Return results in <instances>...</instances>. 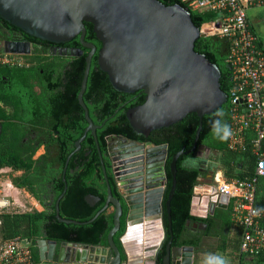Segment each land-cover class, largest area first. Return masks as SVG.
<instances>
[{
    "label": "water",
    "instance_id": "95a60500",
    "mask_svg": "<svg viewBox=\"0 0 264 264\" xmlns=\"http://www.w3.org/2000/svg\"><path fill=\"white\" fill-rule=\"evenodd\" d=\"M0 16L29 34L57 42L79 34L82 43L91 48L79 92L88 125L76 141L77 148L81 147L88 131L97 139V125L83 98L96 50L95 43L85 39L86 21L93 23L96 35L102 41L98 62L114 87L129 92L141 89L146 94L144 102L126 111L138 134L148 136L152 130L171 125L191 111L200 116L193 146L188 150L182 148L172 156V181L167 197L168 177L155 178L152 162L155 156L152 155L166 149L168 144L151 141L148 144L147 141L129 140L123 135L118 137L125 140L124 156L114 167L120 196L114 195L103 164L107 181L105 204L93 217L82 221L60 214L59 201L67 189L65 184L56 201L59 220L92 221L112 204L114 224L108 232L107 244L39 238L41 264H193L194 246L175 242L172 198L179 156L188 151L201 152L204 145L199 143V138L204 114L213 112L229 98L221 87L218 64L195 49L199 36L220 31L209 26L212 21L198 26L191 11L181 3L166 4L162 0H0ZM28 47L29 43L25 41L4 42L6 51L23 52L28 51ZM54 49L53 53H77L71 48ZM228 66L231 68V64ZM99 152L103 159L100 147ZM202 178L203 175H199V181ZM86 199L95 204L101 197L88 193ZM228 201L229 195L219 193L214 183L199 182L194 185L190 213L206 217L209 213L214 214L217 205L225 206ZM124 205L127 207L126 226L119 245L115 234L121 227ZM197 208L201 210L195 211ZM166 214L171 230L167 241ZM200 225L206 226L207 222L202 220ZM163 247L165 251L161 256Z\"/></svg>",
    "mask_w": 264,
    "mask_h": 264
},
{
    "label": "trees",
    "instance_id": "16d2710c",
    "mask_svg": "<svg viewBox=\"0 0 264 264\" xmlns=\"http://www.w3.org/2000/svg\"><path fill=\"white\" fill-rule=\"evenodd\" d=\"M166 4L179 2L191 11L192 18L198 26H202L205 22L214 21L221 17L219 10H202L192 5V0H162ZM1 17V16H0ZM4 19V18H1ZM8 26H13L7 20H2ZM88 29L87 38L94 34L93 23L85 22ZM17 27V26H16ZM254 28V27H253ZM254 30H256L254 28ZM258 32V31H257ZM259 33V32H258ZM260 34V33H259ZM230 41L227 37L221 36L218 33H209L207 35L199 36L195 42V49L199 52L205 53L207 57L218 64L221 69V87L229 94L228 101L222 104L211 113L204 114L203 125L200 131L199 143L216 151L211 158L217 163L208 165V170L213 168L215 172L217 168H222L224 176L227 179L233 177L251 178L255 175L256 164L258 160V153L254 151L251 140L256 136V132L252 127L245 130V147L237 149L229 146V135L225 137V128L227 125L230 130L232 120V101L230 99V88L233 84L232 70L228 66L229 62L226 60L229 51ZM4 46L0 44V50ZM84 56L77 60L79 82L83 77L85 68ZM95 62V60H94ZM42 65V64H41ZM41 65L33 68L34 74L40 70ZM0 68L9 69L14 81H26L29 77L28 69L22 67H9L7 65H0ZM31 76V73H30ZM7 87V86H6ZM20 88H22L20 86ZM79 88V86H78ZM8 88L0 82V92L7 91ZM31 89L25 88L18 91L24 92ZM139 95L134 100L123 103L124 100L131 96V92L116 89L110 81L109 75L106 71L97 70L92 65L91 72L88 76L87 89L84 92V98L90 108V116L94 120H98L94 115V111L101 104L108 102L104 107L108 112L114 113L116 108L118 112V123L111 126L114 120L109 119L102 128H98L97 137L99 140L100 149L102 151L103 159L108 171L109 181L114 195L120 196V191L115 183L112 174L109 171L110 162L105 157L106 142L105 134L109 131L121 133L130 138L151 141L153 143H167L169 148L168 171L169 187L167 189L166 197L168 196L172 174L170 170V161L173 154L185 148L190 149L195 141L196 130L199 126L200 116L196 111L189 112L181 120L160 128L152 130L148 136L138 134L130 124L126 115L129 107L140 104L145 101V92L139 90ZM112 93H119L118 102H114L111 98ZM106 94L108 99H104L95 104H90V99L97 95ZM264 98V93H263ZM78 103V102H77ZM16 105L15 112H6L5 108H0V117H5L3 122V129L0 133V170L8 167L11 173L12 182L20 187L28 190L42 205L39 209L35 206L25 210L1 211L0 212V241L14 236H20L25 242L29 243L32 251V263L41 264L38 239L51 238L57 241L71 240L81 241L94 244H107L108 232L114 224V211L103 210L92 221L88 222H65L59 220L56 215V201L67 184V189L59 201L60 214L64 217L75 218L86 221L93 217L96 212L105 204L107 196V182L104 178V169L102 158L96 144V140L92 132H88L85 139L82 141L83 148L77 149L75 140L80 137L88 123L85 116L81 115L76 125L77 130L68 129L63 126H55L49 131L47 136L40 137L36 144L30 146H21L22 131L18 122H13L11 118H26L31 120L26 114L31 107L30 104H25L24 113L20 112L21 107ZM79 105V104H78ZM80 107V105H79ZM217 112L222 115H216ZM83 116V117H82ZM85 120H84V119ZM104 119H101L102 121ZM220 121L219 125L214 128L215 121ZM72 126V124H71ZM105 126H111L106 129ZM60 130V133L56 132ZM65 131L70 133L67 135ZM51 135L50 140L48 137ZM46 144V151L39 157H34L37 148L41 144ZM260 151L264 155V139L261 142ZM196 155L195 151H188L181 154L177 161V184L174 196L172 198V229L175 236V242L188 243L195 246L197 257H199V240L200 238L181 237L186 221L191 217L190 204L193 194L194 185L199 182V175L203 173L200 164L194 165L188 162V159ZM17 170H22L18 173ZM64 175L66 181L64 180ZM88 193L99 195L101 199L95 204H91L87 199ZM48 200L50 202H48ZM256 205L264 209V175H260L257 180L256 191ZM233 204L229 205V210L232 212ZM127 207L124 205V213L121 217V227L115 234V240L120 245V236L125 230L126 219L125 215ZM214 215L205 218L211 223ZM264 222V216H263ZM237 223V222H236ZM166 224L168 227V237H171L170 223L166 214ZM238 224V223H237ZM239 229L234 236L230 238L231 244L224 239L219 249L227 250L232 246L234 251L240 248V241L242 237V226L238 224ZM209 228L206 233H211ZM199 252V253H198ZM163 255V252L160 254ZM241 256V254H236ZM240 258V257H239ZM194 264H199L195 262Z\"/></svg>",
    "mask_w": 264,
    "mask_h": 264
},
{
    "label": "flooded vegetation",
    "instance_id": "af4514ba",
    "mask_svg": "<svg viewBox=\"0 0 264 264\" xmlns=\"http://www.w3.org/2000/svg\"><path fill=\"white\" fill-rule=\"evenodd\" d=\"M1 18L2 17H0V44L4 46V42L7 40L12 41V42L25 41L29 43L28 51H23V52L15 51L17 57L21 59L20 64H0V65H7L12 68L22 67V68L28 69L27 71H29L27 72L29 74V77L27 78V80L24 82L19 81L18 83L14 81L15 77L12 76V72H10L9 69L0 68V82L4 84L5 88H8V90L6 89L7 91L0 92V108L1 109L5 108L7 110L6 112L12 113L16 111L15 104H18L21 107L20 112L24 113L25 110L23 109L24 108L23 106L25 104L31 103V107L30 109H28V112L26 113L30 117L31 120H27L26 118L24 119L18 118V117L11 118L13 122H18L20 124L21 131H22L21 146L28 147L30 145L32 146L36 144L40 137L42 138V137L47 136L49 131L52 130V128H54L55 126H63V128L66 127L68 129H73V131L77 130L76 125H79L77 121L81 117V115L85 116L87 120L85 109L83 105L81 104L80 98H79V92L81 89L83 77L80 83L79 78H78L79 74L77 72L78 70L77 60L80 57L84 56L83 59H85V62L87 64V55L89 51L91 50V48L82 43L81 37L79 34L74 36L70 40L57 42V41L44 39V38H40L38 36L29 34L28 32H26L19 26L16 27V25L14 24L13 26H8L6 23H4V21H2L4 19H1ZM87 34H88V29L86 27V35ZM86 35H85V39L89 42L95 43L96 45V50L93 52V55H92L91 68H92V65H94L97 70H102L104 72L105 70L101 68L98 62V55H99L100 48L102 46V41L97 37L95 31H94V34H91L89 38H87ZM55 47L71 48V49L76 50L77 53H74V54L72 53L70 54L69 53H53L52 50ZM86 64H85V68H86ZM40 65H41L40 70L34 74V70H31V69L37 68ZM85 68H84V72H85ZM91 68H90V72H91ZM30 73H31V76H30ZM83 76H84V73H83ZM87 85H88V81H87ZM20 86L22 88H20ZM23 88H25L26 90L30 88L31 92L24 91V92L18 93V91ZM139 90L140 89L136 91H132L131 96L128 99L124 100L123 103L136 99V97L140 93L138 92ZM83 98H84V94H83ZM111 98L114 102L115 101L118 102L119 93H112ZM104 99H108V95L102 94L101 96L100 95L94 96L90 99V104H92L93 106V104L99 101H102ZM78 104L80 105V107ZM86 104L89 108V105L87 102ZM107 105H108V102L106 101V103L101 104V106L97 107L94 111V115L98 119L96 121L92 118L94 123L97 125L96 132L98 128H102L105 122H107L109 119L114 120V122H111L112 124L111 126L118 123V117L116 115V112H118V108H116L114 113L112 112L107 113V109L106 110L104 109V107ZM89 112H90V108H89ZM5 119H6L5 117H0V133L2 132L3 122L5 121ZM101 119H104V120L100 121ZM80 120H82V118H80ZM87 125L88 123L86 124V126ZM111 126H105V127L106 129H108ZM56 132L60 133V130L56 129ZM65 132L67 135L70 133L69 131H65ZM118 135H123V134L115 133L114 131H109L105 134V142H106V148H107L105 152V157L110 162L109 171L112 174V177L115 183L117 184V187H119V184L114 174V170H115L114 167L118 164L117 162L120 161V159H122V157L124 156L123 154H124V149H125L123 145L125 143L124 142L125 140H123L121 137H118ZM123 136L127 137L129 140H133V138H130L126 135H123ZM80 137H78L75 140V145H76V141ZM50 138H51V135L48 137V141L50 140ZM97 139L95 137L96 144L99 149L100 145H99V140ZM134 140H137V139H134ZM82 141H81L80 148H77V145H76L77 149L83 148ZM137 141L141 142L143 140H137ZM147 142L148 144L151 143L150 141H147ZM204 148H209V147L203 146L202 150ZM46 149H47L46 144L44 143L41 144L37 148L34 154V157H39L41 154H43L46 151ZM152 156L153 157L155 156L154 160H152L153 168H154L153 173H155V178L158 179L159 177L161 178L163 175L164 176L167 175L168 180H166V184H168V181L170 180L169 171H168V158H169L168 146L166 149H160L156 151L154 155ZM192 158L193 157L191 156L188 159L189 163H191L190 159ZM103 161L104 159H102V163L105 165V162ZM104 165H103V169H104ZM105 168H106V165H105ZM200 168L203 169V167H200ZM17 172L20 173L22 172V170H17ZM204 173H206V175H208L209 177L208 182L214 183L215 186L217 187V179H216V174L214 173V171L212 169L208 170V168H206V170H203V173L201 174L204 175ZM104 178L106 179L105 175H104ZM48 202L50 201L48 200ZM106 209L109 212L112 210L114 211L112 204H110ZM210 216L211 215L203 217L202 220L206 221L205 218L210 217ZM125 219H126V215H125ZM164 251L165 250L163 247L161 252H163L164 254ZM195 252L196 251H195V246H194V254ZM195 256L197 255L195 254Z\"/></svg>",
    "mask_w": 264,
    "mask_h": 264
},
{
    "label": "built area",
    "instance_id": "2783aa9c",
    "mask_svg": "<svg viewBox=\"0 0 264 264\" xmlns=\"http://www.w3.org/2000/svg\"><path fill=\"white\" fill-rule=\"evenodd\" d=\"M192 5L202 10H219L221 17L209 26L230 41L226 58L233 78L229 146L245 147V130L252 127L256 132L251 140L259 155L255 175L227 179L216 174V179L218 192L229 195L233 218L242 226L239 264H264V209L256 205L257 180L264 175V155L260 151L264 139V36L254 30L248 16L249 8L264 6V0H192ZM20 62L15 51L0 50V64ZM20 204L0 194V212L19 210ZM31 263V247L20 236L0 241V264Z\"/></svg>",
    "mask_w": 264,
    "mask_h": 264
},
{
    "label": "crops",
    "instance_id": "0c3cea01",
    "mask_svg": "<svg viewBox=\"0 0 264 264\" xmlns=\"http://www.w3.org/2000/svg\"><path fill=\"white\" fill-rule=\"evenodd\" d=\"M248 16L251 25L262 36H264V6L250 7L248 11ZM209 149L210 148H204L203 150L201 149L202 151L200 153L196 154L192 159H190L192 164H196V165L200 164V167H203L202 171L206 170L209 164L212 165L211 162H213L214 164L217 163V161L211 158V154L209 155L208 153H204V151L207 152L209 151ZM206 173H204L202 180L199 182L202 183L208 182L209 177L208 175H206ZM214 173L218 174L219 176L221 174L224 175V171L222 168H217V170ZM20 189H21L20 187L16 186L12 182L11 178L0 179V194H6L10 196L15 202L20 201L17 195ZM230 203H228L225 206L217 205L211 223L207 222L206 226L200 225L203 217L200 216L199 214H191V217L188 219L189 222H187L188 220L186 221L185 229L181 237L184 236V238H191V237L200 238L199 240L200 248L198 249L200 254L199 257H197L195 256V254L197 255V253L195 252L194 263L198 261L199 264H213L212 261L218 258L216 254L219 250V246L223 243L222 241L226 239L231 244L232 241L230 240V238H232L235 232L238 231L239 223L234 220L233 213L229 210ZM200 210H201L200 208L195 209V211H200ZM209 215L212 214L209 213ZM209 228H211L212 232L206 233L207 230H209ZM227 250H229L230 253L232 252L233 256H238L236 254L240 253L238 250L234 251L232 246H229ZM239 257L235 260H232L233 264L240 263Z\"/></svg>",
    "mask_w": 264,
    "mask_h": 264
},
{
    "label": "rangeland",
    "instance_id": "374dc122",
    "mask_svg": "<svg viewBox=\"0 0 264 264\" xmlns=\"http://www.w3.org/2000/svg\"><path fill=\"white\" fill-rule=\"evenodd\" d=\"M206 27H207V25H206ZM204 153H208L209 155L210 154L214 155L216 153V151L209 149V151H207V152L204 151ZM11 173H12V171L8 167L1 169L0 170V179H4V178L10 179ZM17 195H18V198L20 199V201H18V202L21 203L18 207L19 210L29 209L32 206L38 207L39 209L43 208V205L40 202H38L36 200V198L25 188H21ZM216 256L218 258L212 261L213 264H219V260L221 258L225 259L227 261V264H233L232 260H235L238 258V256H233L232 252L230 253L229 250H222V249L218 250Z\"/></svg>",
    "mask_w": 264,
    "mask_h": 264
},
{
    "label": "clouds",
    "instance_id": "9594fccd",
    "mask_svg": "<svg viewBox=\"0 0 264 264\" xmlns=\"http://www.w3.org/2000/svg\"><path fill=\"white\" fill-rule=\"evenodd\" d=\"M216 115H222V113H220V112H217L216 113ZM219 123H220V121H215V123H214V128L217 126V125H219ZM224 128H225V137L224 138H227V136L230 134L229 133V130H228V127H227V125H225L224 126ZM219 264H227V261L225 260V259H223V258H221L220 260H219Z\"/></svg>",
    "mask_w": 264,
    "mask_h": 264
}]
</instances>
